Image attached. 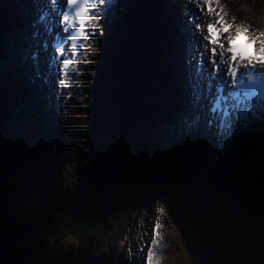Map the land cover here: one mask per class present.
<instances>
[{
	"label": "rangeland",
	"instance_id": "374dc122",
	"mask_svg": "<svg viewBox=\"0 0 264 264\" xmlns=\"http://www.w3.org/2000/svg\"><path fill=\"white\" fill-rule=\"evenodd\" d=\"M221 1L228 10L229 18L233 19L234 17L236 22L244 25L251 24V22H253L255 24L264 26V9L259 11L257 8H253V6L250 7L248 4L249 2L246 3L245 0ZM154 16L156 19L159 17L157 13H155ZM178 19L181 21V14L178 15ZM162 23L157 27V30H155L158 33L157 36H159L163 31ZM149 26L151 27V25ZM4 32L5 31L3 29V33ZM137 36L138 34H135L134 39ZM155 39L156 36H153V48L151 50L155 53V56L158 57V47L161 46V48L165 50L166 48L163 41L157 42L156 40L155 42ZM156 43L159 44L158 47ZM6 45H8V47L11 46L10 38L7 39ZM134 45L139 46L137 44ZM5 47V44H3V46L0 45V48ZM131 48L134 50L133 46L128 47L126 49L128 53L127 56H124V58H121L118 61V64H122L124 67L120 68L118 66L121 72L117 73L119 70L117 67L114 72L107 75V84L111 85L109 91L107 90V95L106 91H104L103 87H101L100 78H98L96 82L97 85H95V87L93 84H91V88H89V84L84 76L86 73L91 71V67H89L90 69L87 67L82 73L83 76L81 84L83 81L84 84L87 82L83 88L84 92H86L84 100L87 101V103L82 105L84 101H81V104L79 105V111H73L72 109L69 120L71 122V128H68L67 136L71 134V129H73L74 133L70 138L65 137L61 142L58 141V143L60 142L62 155L59 156L58 162L54 160V167L49 164L47 167L42 168V170L38 171L36 169L40 166V164H34H37L38 161L43 162L44 159L47 158V153H45V155L41 154L37 155L36 157H32L31 163L34 166L31 169L29 168L30 165L25 154L27 153V150L24 149L22 142V133L25 132L24 135H28L29 132L28 130H20L19 122V116H25V112L22 111L21 115L18 112V116L16 111H18L20 107L16 105L17 100L16 102L14 101L13 105L12 102H10L8 114L5 118H3L2 122L7 125V127H5V132L1 131L2 135L4 136V139H2V147L5 155H9L14 161H16V159L19 160L17 163L9 161L4 165V175L3 173L1 174L0 182L7 180V178L12 181L19 182L21 193L10 191V197L13 199V202L15 201L16 204L21 203L24 206L28 205L27 207L33 205L38 207H33L31 209L32 211L30 212L31 219L36 224V227H38L37 224L44 217L49 216L50 214L52 215V213L55 212L51 211L49 206L55 207L53 203L54 201L57 202L58 205L60 204L63 196L65 195L64 193H66L67 190L73 188L72 186H74L77 177L79 182L82 183V186L80 187V190H82V195L83 193L87 194L90 192V189H88L87 186L89 188H92L93 186L90 183L91 177H94L96 173L98 174L105 172V169L103 168L104 162L98 161H104L105 157H107V163L110 165V169L106 177V186L109 198L101 197L99 199L104 203L107 199V202L105 203L106 207H101L115 209V213L117 214L114 213L113 216L117 217L119 220L117 223L113 220L114 225L108 227L109 230L105 233V239L101 242V244L88 246L90 244L85 243V245L79 241L75 242L71 238L59 242L57 246H60V248L58 250H62V248L65 249L68 253L66 254L68 257L82 260L86 254H89L92 259V263L94 264H97V261L105 264L106 262L114 263L112 259H114L115 262L116 260H124V256L120 252L122 247L124 245L128 247L130 244H133L132 242L136 238L141 237L143 236L142 234H144L142 229L139 227L140 220H136L135 228L130 231L132 232L130 236L126 234L120 238H117L116 240L115 238L119 232L122 230L127 231L131 226H133V224H131L134 223V218H132V216H144L142 213L146 211L147 205V217H153L155 210L158 209V206V211L160 212L161 216L164 217L159 232L163 244L161 245L162 248L159 258L157 259L158 264H189L190 262L193 263V261H196V264H210V261L213 262V264H229L232 257L234 258V264H238V260L242 263L245 261L246 264H260V262H263L264 258V206L261 208L254 206V208L253 205H251V209H248V204H245L246 197H251L257 192V185H254L253 188H250L249 181L243 188L242 186L236 185V183H238L240 180L239 177L241 175H246L248 173L252 174L251 170L253 165L251 160L247 157H243V154H239L242 156L241 171H238L235 168L230 169L231 166L236 167L234 163L237 162V154H234L229 160L228 168L225 173L219 171L215 172L218 178L223 179V175L224 178L227 179L228 183H231V185L228 187L225 184L226 188L223 189L222 187L221 191L213 190L211 193L205 191L204 189H206V185L200 184V181L207 179L217 182L218 179H215L216 177L213 175V173L211 175L205 173L204 175L200 176L202 180L199 181L198 175L194 177L192 173V171L194 173H197V171L194 170L193 166H191L192 170L188 169V165L182 156L181 160H176L177 166L175 171H177V176H175V180L179 186L182 185L183 190L181 191L182 195H175L176 204L174 205L173 209L170 208V206L174 204L173 195H160V197H155L156 194H148V196L140 195L142 191L146 193V191L148 192V190L150 191V189L153 188L144 187V183L141 181L142 177L144 176L141 172L142 167L137 166L136 163H134L135 160L140 161V159H138L136 154L133 153L132 159L127 162V156L124 154L125 150H123L124 144L122 141V121H120V118H122L123 114L130 112V106L128 103H133L135 96L132 94V92H130L128 82H132L131 80L135 81L132 85L133 90L134 92H142L143 100L145 102L153 103L154 97L159 96L158 93L162 96V98H164L165 89L160 82L158 72L155 76V74L151 75L150 70L149 72L148 70H145L146 72L143 71V53H139L141 54V59H138L139 54L137 55L136 59L135 55L137 51L134 50L131 52ZM162 52L161 55H163ZM103 58H105V55ZM2 63L3 59L1 58L0 65H2ZM5 63L7 69H9L10 64L7 62V60L4 62V65ZM172 63V66L178 65L174 62ZM97 68L98 61L89 74L92 75V72H94ZM4 70L6 71V69ZM13 76L15 77V74L13 75L8 70V76L6 75L5 80L13 84ZM157 89L159 90L158 92ZM88 96L89 99L86 100ZM81 97L82 96H80V98ZM13 109H16V111ZM12 111L14 114H12ZM81 112L83 113L80 117ZM30 113L32 115L34 114L32 111ZM12 118H14L13 123L11 122ZM79 118H82V122L80 124H76ZM58 133V131L55 132V138H58ZM9 134L14 135V141L10 145V137L8 136ZM76 142L77 144L79 143L78 151L75 148ZM25 146L27 147V145ZM173 146L174 145L170 144V147ZM30 151H32V153L35 152V150ZM111 153H114L117 156L116 159L112 160L108 157V154L112 155ZM78 154L79 156L76 158V155ZM178 155L179 154L176 155L177 158ZM218 159L220 158L218 157ZM253 160L260 162L264 168L263 158H254ZM193 161L197 162V158H194ZM149 162L150 161L147 163L148 165ZM189 164L191 165L190 162ZM193 164L196 165L195 163ZM203 166L204 169H208L207 161L204 162ZM30 170L38 172V174L42 175L43 177L44 175L46 176L42 179V176L38 177V179H36V177L33 178V174L30 172ZM150 172H152V169ZM114 173L116 176L113 175ZM121 175L125 178L123 180L125 183H120L119 177ZM21 177H23V179H20ZM24 178L25 181H23ZM34 179H36V181L38 180L39 182L34 183ZM157 180L158 178H155L154 181L158 182ZM31 181L33 183H31ZM188 191L195 193L197 197H188L189 195H192ZM38 193L40 194L39 196ZM51 194L52 196H50ZM164 198L165 200H163ZM40 206L46 209H41ZM122 206H125L126 208H120ZM179 214L182 216H179ZM118 216L121 217L118 218ZM246 216L249 217V219H246ZM181 217L187 219V222L193 217L195 225L192 228L195 230V237L193 242L190 241L186 245V247L190 246L187 248V250H182V253H176L175 255L174 253L178 250H173L170 245L169 237L167 236L168 230L166 229V224H168V226L170 223L172 224V221H174L173 219L178 222ZM178 235L179 238L175 240V242L178 246H180L181 249H183L185 245V238L182 236V232ZM206 238L208 242H212V240L218 241L219 246L216 247L220 251V254H217V257H215L212 252H209L207 248L206 250L195 249L197 245H202ZM118 240L119 242H117ZM109 243L111 244L109 245ZM106 246L108 247L103 248ZM116 249L119 251L116 252V257L112 258L110 254ZM188 249L192 250V252H190ZM249 254L252 255L249 256ZM129 256L127 257L130 259ZM244 257L249 259L247 260ZM249 260H252V262L250 263ZM128 264H132V260L131 262L129 260Z\"/></svg>",
	"mask_w": 264,
	"mask_h": 264
},
{
	"label": "snow or ice",
	"instance_id": "6c2138e0",
	"mask_svg": "<svg viewBox=\"0 0 264 264\" xmlns=\"http://www.w3.org/2000/svg\"><path fill=\"white\" fill-rule=\"evenodd\" d=\"M116 2L33 0L36 11L28 22V40L23 45L31 78L40 79L43 53L44 69L55 70L50 79L66 87L64 77L76 73L73 57L85 46L80 38L87 39L91 47L96 37L104 34V22ZM184 2L188 8L181 14L182 27L201 46L195 60L186 64L181 84L187 106L200 110L196 123L203 120L215 138L230 143L238 133L264 126V31L251 32L250 25H236L234 17L229 22L227 13L214 7L219 6V0ZM205 14L215 20L206 19ZM241 37L243 43L238 45Z\"/></svg>",
	"mask_w": 264,
	"mask_h": 264
},
{
	"label": "trees",
	"instance_id": "16d2710c",
	"mask_svg": "<svg viewBox=\"0 0 264 264\" xmlns=\"http://www.w3.org/2000/svg\"><path fill=\"white\" fill-rule=\"evenodd\" d=\"M5 5L6 4L0 2V45L4 42L3 29H5L6 24L8 23ZM150 55L154 56L155 54L151 51ZM114 59L115 58H113L112 62L116 61ZM115 65H113L112 68H115ZM152 65H154V63H152ZM128 83L129 85H132V82ZM6 88L7 87H4V91ZM132 94L135 95V99H133V103H128L130 106V112L123 115V150H125L126 155H129L131 159L133 155L130 153V150H133L132 152L136 154L138 159H140V155L148 156V152L144 149V144L146 142L145 138L148 140L151 134V128L153 126L151 118L153 117L151 116V107L145 104V106H143L141 104L144 103L143 93L132 92ZM154 110L156 111L157 109L154 107ZM111 154L113 156L108 154V157L112 160L116 159L117 156L114 153ZM98 162H104L103 168L105 169V172L96 173L94 177H91L90 183L93 186L92 188H89L90 192L85 194L81 199L79 198V201L77 200L80 187L82 186V183L79 182L77 177L73 188L67 191L60 207L56 208L52 215L44 217L42 221L37 224L38 227H36V229L38 230V233L35 250L37 264H66L62 261L61 256L56 255V243L69 238L72 240L88 241L94 238H99L101 235L105 234V221L107 218L105 214L111 211L107 212V210L105 211V208L102 209V207H100L101 205H106L105 203L107 202V199L104 203L99 198H109L106 177L110 165L107 163V157H105L104 161L99 160ZM256 184L259 185V187L257 186L256 188L257 190L261 188L258 181ZM261 193H263V195L257 194L247 198L245 203L248 204L247 207L251 205L258 207L257 204L259 202H264V189ZM246 219H249V217L246 216ZM202 245L203 248L211 249L210 252H212L215 257L218 256L217 254H220V251L217 250L218 244L207 241L203 242ZM75 262L77 264H86V262L79 261L78 259H75ZM210 264H213V262L210 261Z\"/></svg>",
	"mask_w": 264,
	"mask_h": 264
},
{
	"label": "bare ground",
	"instance_id": "6f19581e",
	"mask_svg": "<svg viewBox=\"0 0 264 264\" xmlns=\"http://www.w3.org/2000/svg\"><path fill=\"white\" fill-rule=\"evenodd\" d=\"M28 5L29 4L26 3V4H23L22 6L27 7ZM22 6L20 4V8H21L22 12L25 13L23 11L24 7H22ZM25 11H26V9H25ZM227 13H228V10H227ZM230 20L232 21V19H230ZM166 24H167V26H169L171 28H176L170 22H167ZM235 24L236 25H243V24H240L236 21H235ZM19 34L20 35H17L15 37L16 40H15V43L13 44L16 51H20V49H21L20 44H21V41L23 39L21 32ZM175 35H176V33H175ZM105 36H107V35H103V39L105 38ZM96 41L98 42L99 38H97ZM108 41H109L108 39L105 40L106 43ZM177 41L178 40L176 37H174L172 39L170 46H169V49L167 51V59L171 62H174V61L179 62L180 61V63H181V57L179 56V53L177 52V50L175 51V48H177L179 50V48L177 46L178 45ZM152 43H153V38H150L149 46L151 49L153 48ZM135 47H140V46H135ZM127 54H128L127 51H125L124 56L126 57ZM6 59H7V62L10 64V68L7 69L6 63L4 65V67L2 66V68L9 70L13 75L15 74V77H17L16 86H18L19 84H22V86H24L27 91L28 90L30 91V94H29L30 102L26 103V106H27V104H28V106H27V108H24L26 110L25 116L20 117L18 112H17V114L19 116L20 130H28V132H29L28 135H24L25 132L22 133L23 134L22 141L24 142V145H27V149H28L30 155H38L42 152H43L42 154L45 155V151H47L48 149H52V146H49L50 144L53 145L54 148H57V141L55 139H52L51 134H53L54 132L57 131V129H59V130H61V132L58 133V139H61L65 135H68V128L70 127L71 123H69L68 121H65V123H64L62 121V118L69 117V116L65 115V117H64V114H62V115L57 114V113H55V111L53 110L51 105H49V107L43 106L41 104H38L37 98H33L32 95L34 94V92L29 88L28 82L31 84V83L35 82V80H36L35 87L37 86V93L40 96L43 95L41 102L44 101L45 99H47V97H48V100L51 102L52 101V93L50 90L46 91L44 88H42V86L40 84H38L40 82L39 80L31 78V72H30V68L28 66H26V68L23 69V66L21 65V63H25V61L20 59V54L18 52L12 53V54H7ZM155 60L157 62V65L159 66L160 72L163 74L165 72V68H164V65L162 64L161 57L159 56ZM19 67H20V72H18ZM155 73H156V71H155ZM50 77H52V76H50ZM50 77H49V81L51 80ZM129 90L131 92H134L132 86H129ZM45 93H47L48 96H46ZM75 99L78 100V97L76 96ZM182 99H183V97H181L180 100H182ZM37 105H38V109H35V106H37ZM179 105H181V104H179ZM180 109L181 108H179L175 112L174 118L177 122H179V124L180 123L185 124L186 115L184 114V117H181L179 114ZM13 110H15V109H13ZM31 111L34 112L33 115L30 113ZM21 113H22V111L20 112V115H21ZM12 114H14L13 111H12ZM28 116H29V118H28ZM45 120L50 122V124L52 125L49 129H46L44 127V124L46 123ZM194 122H195V119L192 120V123H194ZM198 124L202 125L200 122ZM63 133H64V136H63ZM210 138L214 142L218 141L217 138H215L212 133H210V136H209V134L208 135H201L200 134L197 137L194 136L193 134H190L188 137V142H186V141L184 142V146L186 147V155L191 154L193 156V154L198 153L199 148L201 149V151L206 152L212 146V143H211L207 149L204 148V145L209 144ZM145 140H146V142H149L146 138H145ZM35 143H42L43 145H45V147L41 150H36L33 146ZM33 149H35V152L32 153V151H30V150H33ZM52 154H54V153H52ZM227 155L228 156L232 155V150L230 148H228L227 150L225 149L223 151V155L221 157L223 164H225L226 167H228V165H227L228 164V156ZM260 155H262V153H260ZM7 157H8V159H10V156H7ZM226 167H224V165H220V163H215V170L216 171L225 173V171L227 170ZM29 168L31 169V168H33V166H29ZM232 168L233 167L231 166L230 169H232ZM36 169L38 170V168H36ZM31 172L33 174V178L36 177V179H38V177L41 176L38 174V172H34L33 170H31ZM36 179H34V181H33L34 183L38 182V180L36 181ZM23 181H25V178ZM209 186H210V188H213L212 192H213V190H220V191L222 190V186L220 183L219 184L210 183ZM233 261H234V258L232 257L229 264H234ZM240 262L241 261L238 260V264H243L242 262L241 263ZM92 264H94V263H92Z\"/></svg>",
	"mask_w": 264,
	"mask_h": 264
},
{
	"label": "water",
	"instance_id": "95a60500",
	"mask_svg": "<svg viewBox=\"0 0 264 264\" xmlns=\"http://www.w3.org/2000/svg\"><path fill=\"white\" fill-rule=\"evenodd\" d=\"M35 224L24 212H12L0 192V264H37L33 256Z\"/></svg>",
	"mask_w": 264,
	"mask_h": 264
},
{
	"label": "clouds",
	"instance_id": "9594fccd",
	"mask_svg": "<svg viewBox=\"0 0 264 264\" xmlns=\"http://www.w3.org/2000/svg\"><path fill=\"white\" fill-rule=\"evenodd\" d=\"M35 230L37 231V233H38V230L36 229V225H35Z\"/></svg>",
	"mask_w": 264,
	"mask_h": 264
}]
</instances>
